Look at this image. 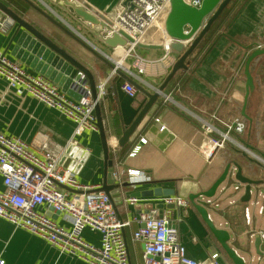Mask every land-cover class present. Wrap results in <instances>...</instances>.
I'll return each mask as SVG.
<instances>
[{
    "label": "crops",
    "instance_id": "crops-1",
    "mask_svg": "<svg viewBox=\"0 0 264 264\" xmlns=\"http://www.w3.org/2000/svg\"><path fill=\"white\" fill-rule=\"evenodd\" d=\"M0 1L26 22L47 36L53 37L60 46L69 51H77V54L89 62L87 68L92 72L95 84L107 76L110 68L101 60L96 59L75 40L61 32L35 7L67 26L70 31L103 56L116 57L121 51L118 46L110 48L104 46L97 39L93 38L88 41L82 37L83 33L76 31L78 27H75V24L62 14L63 0ZM84 1L107 17L114 18L125 7L124 2L126 0ZM29 2L34 5V8ZM226 8H230L233 17L225 25L221 27L213 25L207 31L193 53L187 58V68L176 72L166 86L164 94L169 95V99L164 101L163 97H159L155 102L150 125H164V128L172 135L171 138L168 134H164L156 145L147 140L145 136L149 132L144 129L133 141L119 146L117 139L122 130L130 125L147 98L137 87L134 97H130L124 92L122 84L124 81L130 80L121 75H114L106 83V95L99 102V107L112 167L117 165L123 171L127 168H134L149 176L148 182L132 184L121 189L126 195L113 196L112 200L121 217L129 218L138 215L139 212H145L150 207L159 204L152 200L153 197L138 196L141 199L136 205H126L122 199L129 197L127 194L161 184L164 187H174L177 191L176 195L188 199L189 194L207 190L221 174L225 164L229 162L238 164L244 176L261 181V184L264 185V164L254 161V158L244 155L241 151L231 146L220 150V157L223 159L221 167H216L217 169L211 171L210 174L204 173L202 168L205 161L198 151L201 136L196 117L204 118L211 111H216L222 117L240 114L245 93V76L243 73L245 59L258 43H264V0H230L224 9ZM0 16L8 15L0 10ZM16 25L13 20L5 33L0 32L1 51L6 48ZM156 33L154 36L155 33L151 29L139 44H160L162 42L160 29L156 30ZM137 51L147 60L144 73L140 74L139 78L128 77L151 92L162 83L177 59V55L169 53L164 58V51L161 49L143 48L141 46L137 47ZM5 54L9 58L17 60L9 54V51ZM193 58L196 59L193 61ZM263 59L264 55L255 59L251 64L250 73L254 82V89L248 97L245 108L246 114L252 119V124H256V128H259L257 118L260 116V108L258 106L251 109V96L253 93L254 95L258 93L261 99H264V79H262L261 74L254 72V68ZM21 65L27 71L37 73L23 63ZM131 71L135 72L134 69ZM155 118H159L160 123L155 122ZM251 125L249 124L247 127L242 140L255 153L264 155V150L257 151L250 140ZM0 130L7 136L19 137L30 144L33 150H39L42 143H46L48 148L54 149L65 145L70 138L73 122L61 115L56 109L46 106L32 96L17 93L9 88L5 79L0 76ZM256 134L259 138V132ZM141 137L146 138V143L134 156H129L128 152L139 142ZM111 139L115 141L114 148L109 144ZM76 140L77 144L73 145L72 149L77 157H70L68 166L74 169L80 182L97 188L102 185L104 171L103 151L98 130L84 132L81 136L76 137ZM166 140L168 141L163 145ZM84 148L88 149L87 153L83 152ZM215 170L218 171L212 173ZM200 180L203 190L200 187ZM3 188L0 176V190ZM238 204L241 205L239 222L234 213H232L234 216L228 219L223 209L218 212L224 218L226 226H221V223L214 226L227 230L229 234L230 230L235 233L234 238H231L230 235L228 244L235 250L236 254L245 259L241 252L248 253L249 262L263 264L264 260H260L254 253L253 240L257 236V232L259 230L264 231V229L251 230L249 226L254 223V213L251 212L253 222L247 224L242 214L243 202L239 201ZM163 208L167 207L163 206ZM169 209L172 219L176 220L178 224L181 242L189 257L206 263L210 255L217 252L219 254L218 264H233L192 203L187 207ZM48 214L58 224L69 226L68 221L61 214L49 213V211ZM207 215L214 224L208 211ZM136 227V223H131L124 230L129 252V264H143L142 245L134 241L131 236ZM251 234L254 235L250 236ZM238 235H241L240 237L245 240L244 244L242 242V245L240 244ZM82 237L86 242L94 245L99 244L97 232L85 229L82 232ZM260 249L264 251V240L260 244ZM0 258L4 260L5 264H88L84 260L60 252L55 246L26 230L14 228L9 221L3 218H0Z\"/></svg>",
    "mask_w": 264,
    "mask_h": 264
},
{
    "label": "built area",
    "instance_id": "built-area-1",
    "mask_svg": "<svg viewBox=\"0 0 264 264\" xmlns=\"http://www.w3.org/2000/svg\"><path fill=\"white\" fill-rule=\"evenodd\" d=\"M201 2L202 0H188L195 7L200 6ZM169 7L170 0H130L114 18H110L112 26L106 31V35L111 36L120 30L131 40L126 39L124 45L118 46L121 51L116 57L103 56L113 64V68L104 79L95 84V99L91 96L84 75H81L80 82L75 86L80 94V98L76 100L47 77L27 71L20 62L9 58L0 50V76L5 79L9 88L32 96L73 122L70 138L65 145L54 149L42 143L39 150H33L30 144L19 137L7 136L0 130V176L4 186L0 190V218L9 221L14 228L26 230L55 246L60 252L88 264H129L124 230L131 223L137 224L131 236L142 245L143 264H203L187 255L181 242L178 224L172 219L169 208L162 207L159 210L152 206L138 215L121 217L107 193L83 184L73 168L63 165L67 148L77 144L76 137L87 131H97L94 106L106 95V83L109 79L117 74V70L136 78L144 73L147 60L137 51V47L152 27L160 29L165 46L163 57L168 56L169 38L165 34L163 22ZM12 23L10 17L0 16V32L5 33ZM263 46L264 43H258L256 48ZM122 89L130 97L136 95V86L130 81H124ZM163 98L167 101L169 95H164ZM196 118L201 136L198 151L205 161L229 145L254 158V161L264 164V158L242 140L248 124L241 114L222 117L216 111H211L204 118ZM155 122L160 123L159 118H155ZM163 129L164 125L160 124L159 130ZM145 143L146 138H139V142L131 148L128 155L134 156ZM109 144L112 148L115 147L114 140L111 139ZM83 152L87 153L88 149L84 148ZM234 172L235 169L231 166L227 176L234 177ZM110 177L119 186L122 182L138 184L149 181V176L144 172L134 168L123 171L117 165L112 167ZM60 185L68 189H63ZM242 187L236 181L233 189L237 191ZM140 199L129 196L122 201L132 206ZM209 199L205 198L206 204H218L217 201L213 203ZM152 200L162 206L173 204L174 207H187L190 204L187 198L176 194L153 197ZM234 204L236 202L233 200L228 202L230 206ZM249 205L252 208L257 206V213L262 214L264 190L257 191L254 199L250 190L249 200L243 202L242 214L247 224L252 222ZM48 211L64 216L69 226L58 224ZM85 229L99 234L98 245L83 239L82 232ZM257 235L264 240V231L259 230ZM218 257L219 254L213 252L208 264H218ZM0 264H5L1 258Z\"/></svg>",
    "mask_w": 264,
    "mask_h": 264
},
{
    "label": "water",
    "instance_id": "water-1",
    "mask_svg": "<svg viewBox=\"0 0 264 264\" xmlns=\"http://www.w3.org/2000/svg\"><path fill=\"white\" fill-rule=\"evenodd\" d=\"M129 2L130 0H126L124 5L129 4ZM229 2L230 0H202L200 6L195 7L191 6L188 3V0H170V7L165 16L163 27L165 34L169 38L168 50L170 53L177 55V59L172 64L170 71L167 73L162 83L150 92L141 87L135 80L126 76L124 72L117 70L118 75L130 80L141 92L145 94L147 98L130 125L122 130L121 135L117 139V144L119 146H122L129 141H133L144 129L149 132V134H146L145 136L147 140H150L156 145L159 143L158 141L162 139L164 134H168L169 138L172 137L166 128L161 131L159 130L160 124L150 125V119L155 107V102L159 97H164V90L176 72L187 68V58L194 51L197 44L201 41L213 22L220 16ZM29 4L34 8L33 4L30 2ZM62 7V14L73 22L75 27H78L76 28V31L82 32V37L88 41L89 39L94 38L99 40L104 46L115 48L117 46L124 45L126 43V39L131 40L127 34L120 30L112 33L111 36L106 35V31L110 26H112L110 18L89 6V4H87L84 0H63ZM35 9L66 36L72 38L81 47L90 52L96 59L104 62L110 69L113 68V64L110 61L106 60L102 54L92 48L85 41L81 40L80 37L76 36L67 28V26L61 24L39 8L35 7ZM0 10L11 17L17 24L3 53L9 51V54L13 58L19 60L35 72L47 77L54 84L60 87L63 92L76 100L80 98V94L75 90V86L77 85L76 83L80 82L81 75H84L86 77V81H88L92 98H96L95 82L92 72L89 68H87L89 65L87 60L81 57L80 54H77V51H69L67 48L60 46L53 37L47 36L32 24L26 22L12 9L8 8L2 1H0ZM163 43L162 38V42L160 44H138V46L143 48L161 49L164 51L165 46ZM262 55H264V46L262 48L253 49L246 57L243 67V73L245 76V93L243 96L240 114L249 121V124L252 122V119L246 114L245 108L248 97L254 89V82L250 73V67L252 62ZM94 112L104 160L103 182L101 186L94 188V190L104 191L111 199L115 195H126L124 190L121 189H125L133 183L123 182L121 187H119L118 184H115L110 177L112 160L109 158L108 154V144L103 127L99 102H96ZM167 141L168 140L163 142V145L166 144ZM66 154L68 155V158H65L63 162L64 166L68 165V162L71 159L70 157H77L72 147L67 148ZM243 154L246 155L245 153ZM261 156L264 158L263 154H261ZM231 166L235 169L234 179L243 185L242 195L239 200L241 202L248 201L250 198L251 186L260 184L261 181L253 180L244 176L242 174L241 167L235 162L225 164L221 174L207 190L189 194L188 200L201 214L210 231L233 264H246L244 259L236 254L235 250L229 246L228 241L230 239V234L228 231L214 226L207 215L206 208L203 205L195 204V198L199 196L210 198L215 194L219 184L225 180ZM60 186L63 189H68L63 185ZM176 193L177 191L174 187H164L160 184L159 186L144 190H137L127 195L136 197H160L174 195ZM165 206L171 209L174 208L173 204H167ZM155 207L161 209L163 206L159 203L156 204ZM140 226L143 227V224H140ZM261 243L262 240L257 235L253 240L254 251L260 260H264V251L260 249ZM203 264H208V261Z\"/></svg>",
    "mask_w": 264,
    "mask_h": 264
},
{
    "label": "rangeland",
    "instance_id": "rangeland-1",
    "mask_svg": "<svg viewBox=\"0 0 264 264\" xmlns=\"http://www.w3.org/2000/svg\"><path fill=\"white\" fill-rule=\"evenodd\" d=\"M229 16H227L224 21H222V23H217V26H223L227 20ZM153 30V32L155 33L154 36H156V30L158 31L159 29L156 27H152L151 28ZM150 29V30H151ZM254 72L261 74L262 79H264V59L263 61L254 68ZM251 109H255L259 106L260 108V116L257 118L258 121V126L259 128H256V124H252V122L250 123L251 125V135H250V140L252 142L253 145H255V149L258 151L264 150V99H261L260 95L258 93H256L254 95V93L251 96ZM249 99V98H248ZM259 102H261V104H259ZM253 105H255V107H253ZM256 119V118H255ZM256 121V122H257ZM247 124L249 126V121L247 120ZM256 132H259L260 137L258 138ZM229 145H227L226 147H228ZM220 152L217 151L215 153V155L208 161H205L204 167L202 169H204V173L205 174H210L211 171H214V169H217L216 167H221V164L223 162V159L220 157ZM204 159V158H203ZM218 170H215V172L212 173H216ZM203 178V177H202ZM236 184V181L234 179L233 176H226L225 180H223L221 182V184H219L218 188L215 191V194L210 197V201L211 202H216L218 204H206L205 203V198L204 197H197L195 198V204L198 205H203L206 210L208 211V213L212 216V221L214 222V225H218L221 223V226H226L225 225V220L224 218L221 216V214L218 212L219 210H223L225 213V216L228 217V219L232 215V213L235 214V218L236 220L239 222L240 221V207L241 205L238 204V200L240 198V196L242 195V189L234 191L233 187ZM200 187L203 190V186L201 185V180H200ZM223 189V190H222ZM264 190V185L263 184H257V185H252L251 186V191H252V199L255 198L257 191H263ZM259 198V195L257 194V199ZM235 201L236 204L234 205H228L229 201ZM229 206V207H228ZM259 206V204L257 205ZM256 209H253L251 205H249L250 207V212L254 213L255 216V220L254 223L249 226L251 230H256L257 229H264V211L262 214L257 213V207ZM253 222V221H252ZM251 222V223H252ZM230 235L231 238H234L235 233L230 230ZM241 235H238V240L241 244V242L244 244V241L242 239V237H240ZM242 245V244H241ZM243 257L245 258V262L246 264H257V262H249V254L248 253H243L241 252ZM255 253V251H254ZM262 264V263H261Z\"/></svg>",
    "mask_w": 264,
    "mask_h": 264
},
{
    "label": "trees",
    "instance_id": "trees-1",
    "mask_svg": "<svg viewBox=\"0 0 264 264\" xmlns=\"http://www.w3.org/2000/svg\"><path fill=\"white\" fill-rule=\"evenodd\" d=\"M227 16H229L228 18H227V20H226V22H225V24L227 23V21H229L232 17H233V13L230 11V8H226V9H224L223 11H222V13L220 14V16L216 19V21H215V23L214 24H212L211 25V27L213 26V25H217V23H222V21H224V19L227 17ZM224 24V25H225ZM210 27V28H211ZM193 53V52H192ZM191 53V54H192ZM196 58H193L192 60L194 61ZM119 157V156H118Z\"/></svg>",
    "mask_w": 264,
    "mask_h": 264
}]
</instances>
